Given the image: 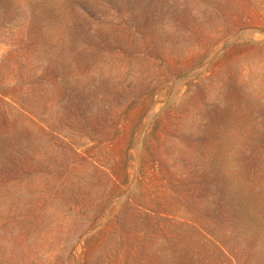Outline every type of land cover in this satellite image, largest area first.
Returning a JSON list of instances; mask_svg holds the SVG:
<instances>
[{
  "label": "rangeland",
  "instance_id": "obj_1",
  "mask_svg": "<svg viewBox=\"0 0 264 264\" xmlns=\"http://www.w3.org/2000/svg\"><path fill=\"white\" fill-rule=\"evenodd\" d=\"M0 264H264V0H0Z\"/></svg>",
  "mask_w": 264,
  "mask_h": 264
}]
</instances>
